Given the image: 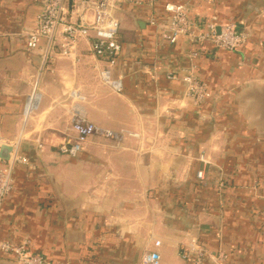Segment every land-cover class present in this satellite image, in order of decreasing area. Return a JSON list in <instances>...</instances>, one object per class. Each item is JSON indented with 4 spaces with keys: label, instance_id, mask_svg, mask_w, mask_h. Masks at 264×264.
<instances>
[{
    "label": "crops",
    "instance_id": "crops-1",
    "mask_svg": "<svg viewBox=\"0 0 264 264\" xmlns=\"http://www.w3.org/2000/svg\"><path fill=\"white\" fill-rule=\"evenodd\" d=\"M39 2L0 0V146L26 160L13 167L0 241H27L50 264H142L152 251L158 264H194L180 254L196 239L200 264H264V0L120 2L117 93L87 40L41 69L45 40L27 47ZM167 3L185 4L191 21L234 24L244 44H169ZM191 67L209 93L200 105L168 79ZM77 111L116 138L93 136L69 158L58 148Z\"/></svg>",
    "mask_w": 264,
    "mask_h": 264
},
{
    "label": "built area",
    "instance_id": "built-area-1",
    "mask_svg": "<svg viewBox=\"0 0 264 264\" xmlns=\"http://www.w3.org/2000/svg\"><path fill=\"white\" fill-rule=\"evenodd\" d=\"M124 0H40L39 12L36 15L35 29L27 35V47L30 50L38 48V41L45 40V48L41 55V69L49 60L51 52L59 49L63 57L71 54L80 40L89 41L90 52L97 61L104 64L98 69V78L114 92H120L121 84L112 76V70L121 53L118 42L120 22L115 16L116 7ZM167 14L162 37L174 44L179 38H185L192 45L210 43L216 49L228 52L238 51L245 42V34L238 31L231 23L219 24L215 17L209 21H191L188 18V8L185 4L167 3L164 6ZM195 57V53L191 55ZM169 80L179 79L184 85V95L194 104H202L208 97L206 85L195 75L193 68L186 70L184 75L170 74ZM38 82L32 86V92L27 97V110L38 101ZM72 137L61 143L58 150L61 155L76 157L84 148L86 142L93 136L100 135L116 138V134L103 130L86 120L80 112H74L72 118ZM6 166L0 169V209L4 198L13 187V167L16 163H25L24 158L17 154L10 155ZM196 178L203 179V172H197ZM160 246L159 241L154 247ZM184 260L192 257L194 264H200L208 257L199 247L196 239H192L188 250L180 254ZM0 257H10L14 264H50L47 260L33 253L29 242L12 244L0 241ZM224 255L218 253L217 259L223 260ZM159 255L152 251L141 257L142 264H158Z\"/></svg>",
    "mask_w": 264,
    "mask_h": 264
},
{
    "label": "water",
    "instance_id": "water-1",
    "mask_svg": "<svg viewBox=\"0 0 264 264\" xmlns=\"http://www.w3.org/2000/svg\"><path fill=\"white\" fill-rule=\"evenodd\" d=\"M12 149V146L9 145L3 144L2 146H0V160L8 161L12 153Z\"/></svg>",
    "mask_w": 264,
    "mask_h": 264
}]
</instances>
